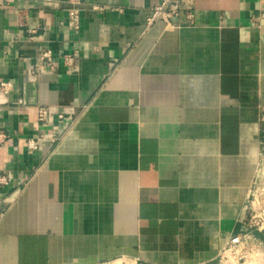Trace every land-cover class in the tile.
<instances>
[{"label":"crops","instance_id":"obj_1","mask_svg":"<svg viewBox=\"0 0 264 264\" xmlns=\"http://www.w3.org/2000/svg\"><path fill=\"white\" fill-rule=\"evenodd\" d=\"M156 3L0 0V264H211L238 233L264 0H181L180 18L146 27Z\"/></svg>","mask_w":264,"mask_h":264},{"label":"rangeland","instance_id":"obj_2","mask_svg":"<svg viewBox=\"0 0 264 264\" xmlns=\"http://www.w3.org/2000/svg\"><path fill=\"white\" fill-rule=\"evenodd\" d=\"M264 108L259 121V158L251 188L244 223L257 222L262 230L248 229L241 233L240 244L234 249L221 250L211 264H264ZM114 264V263H112ZM121 264H129L121 261Z\"/></svg>","mask_w":264,"mask_h":264},{"label":"built area","instance_id":"obj_3","mask_svg":"<svg viewBox=\"0 0 264 264\" xmlns=\"http://www.w3.org/2000/svg\"><path fill=\"white\" fill-rule=\"evenodd\" d=\"M182 10L183 9L181 7V0H158V3L153 5L150 9L149 17L146 19V27H149L150 25L158 21L164 23L165 25H170L171 21L176 20L183 15ZM184 18H185V21H188V22H191L193 19V17L189 14L185 15ZM76 20H77V17L73 16L72 17L73 23L70 24L72 25L71 29H74V30L77 29ZM75 58H76V55L74 54L65 55L62 57V62H63V65L66 67V69L70 70L74 67ZM38 61L39 62L45 61L47 63L46 67L37 65L36 71L39 72L40 74L47 72L49 68L51 69V66L53 64L52 63L53 61H51V58H50V53L47 51L39 53ZM29 72L30 73L28 75L33 74L31 71ZM0 87L3 89L10 88L11 83L10 82L0 83ZM51 113L52 112L49 108H43V107L38 108L36 111L37 121L41 123L48 122L50 120L49 116L51 115ZM61 117H62L61 113H57V118L61 119ZM3 139H4V136L0 135V142H2ZM27 146H28V149L30 150L36 148V144L32 142H28ZM263 148H264V145H263ZM9 183H10V178L5 174H0V188L8 187ZM257 226H258L257 222L252 223V224L251 223L246 224L243 221L238 233L228 241V243L224 246L222 251L225 250L226 248L234 249L235 247H237L240 244V240L242 238L241 233L244 230H246V228L256 229L258 231L263 229V227L258 228Z\"/></svg>","mask_w":264,"mask_h":264}]
</instances>
